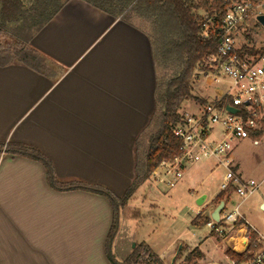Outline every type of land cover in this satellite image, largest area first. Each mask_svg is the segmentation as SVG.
Listing matches in <instances>:
<instances>
[{"label":"crops","instance_id":"1","mask_svg":"<svg viewBox=\"0 0 264 264\" xmlns=\"http://www.w3.org/2000/svg\"><path fill=\"white\" fill-rule=\"evenodd\" d=\"M140 20L114 17L85 0L66 2L30 41L45 59L42 68L0 64V142L38 148L61 181L124 195L163 107L157 89L164 69ZM232 157L242 177L263 179L264 131L239 141ZM257 192L264 211V185ZM113 219L105 196L57 190L40 161L0 153V264H112L106 244ZM118 234L119 228L112 247Z\"/></svg>","mask_w":264,"mask_h":264},{"label":"trees","instance_id":"2","mask_svg":"<svg viewBox=\"0 0 264 264\" xmlns=\"http://www.w3.org/2000/svg\"><path fill=\"white\" fill-rule=\"evenodd\" d=\"M69 0H0V35L11 27V40L0 43V64L22 62L35 69L42 68L45 59L31 46L33 36L43 28ZM114 17L127 18L134 14L151 25L156 64L168 68L173 64L181 67L179 74L163 78L157 89V104L162 111L153 121L156 132L149 139L144 161L136 158L135 177L121 197L110 190L81 181L59 180L52 162L36 147L28 144L0 142V153L6 151L40 161L45 166L51 186L57 190L80 189L105 196L114 209V219L107 237L106 250L112 264H136L140 251L134 249L125 260H119L112 252L113 240L117 234L120 210L127 204L137 187L148 181L152 171L163 159H170L178 153L179 140L172 130L181 119V106L185 100L194 99L193 79L201 62L215 52L220 44V23L225 13L224 0H85ZM202 11L203 13H199ZM205 15V16H203ZM210 17L215 27L210 35L203 36L204 19ZM13 24V25H9ZM13 26V27H12ZM259 132L258 135H261ZM231 194V189L218 194L220 200ZM200 220V221H199ZM209 217L200 213L194 220L195 226L207 223ZM142 246V245H141ZM140 246V247H141ZM254 250V248L252 247ZM192 253H198L195 249ZM230 258H243L228 250ZM161 264L159 259H155Z\"/></svg>","mask_w":264,"mask_h":264},{"label":"built area","instance_id":"3","mask_svg":"<svg viewBox=\"0 0 264 264\" xmlns=\"http://www.w3.org/2000/svg\"><path fill=\"white\" fill-rule=\"evenodd\" d=\"M225 13L220 23V44L217 50L203 59L196 75L212 81L219 76L228 82L224 93L219 89L213 102L205 101L198 112L183 110L173 128L179 140L178 153L163 159L148 180L174 188L182 180L188 166L214 160L223 167L220 190L231 189L242 200L252 196L264 185L261 180L244 178L234 170L232 152L242 140L264 131V38L258 41L253 31H264V0H224ZM215 27L212 18L203 22V36ZM231 105L239 111L226 110ZM228 196L220 213V221L211 218L207 227L223 238L228 250L243 256L230 258L231 264H264V234L251 226L238 203L228 208ZM254 248V250L252 249Z\"/></svg>","mask_w":264,"mask_h":264},{"label":"rangeland","instance_id":"4","mask_svg":"<svg viewBox=\"0 0 264 264\" xmlns=\"http://www.w3.org/2000/svg\"><path fill=\"white\" fill-rule=\"evenodd\" d=\"M138 24L153 34L149 23L140 20ZM11 31V27L4 29L0 35L1 45L12 42ZM252 37L258 41V38H264V31H253ZM163 69L166 80L179 74L181 67L178 64L171 65L169 78L167 68ZM193 80L194 99L182 103L183 109L190 112H198L205 101L213 102L219 89L225 93L229 85L219 76L207 81L205 77L196 75ZM153 121L145 136L146 146L138 151L140 162L144 161L149 139L156 132L152 128ZM217 164L214 160L191 164L174 188L151 180L142 182L120 210L119 234L112 247L116 258H120L118 254L124 256L123 253L136 248L140 251L136 264H157L155 259H159L161 264H172V257L182 245L174 264H231L223 238L208 228L206 223L200 226L193 224L200 213L209 217V213L220 202L216 195L220 191L225 169L217 167ZM204 194L207 195L206 200L198 205V198ZM258 198L259 193L255 192L242 204L241 210L253 225L264 230V211L261 206L259 208ZM230 200L228 208L240 203L242 198L231 193ZM195 249L198 253H192Z\"/></svg>","mask_w":264,"mask_h":264},{"label":"water","instance_id":"5","mask_svg":"<svg viewBox=\"0 0 264 264\" xmlns=\"http://www.w3.org/2000/svg\"><path fill=\"white\" fill-rule=\"evenodd\" d=\"M259 20L262 21L264 23V16H260ZM226 110L232 112V113H237L239 111V109L231 106V105H227L226 106ZM207 195L204 194L202 196H200L197 200L198 205H202L203 202L206 200ZM228 196H226L224 199L220 200V202L218 203V205L211 211V218L214 219L215 221L219 222L220 221V213L222 211V209L224 208L225 202L227 200ZM264 207V205H263ZM182 245L179 246V248L177 249V252L175 253V255L172 257V264H174V261L176 259V257L179 254V250L181 249Z\"/></svg>","mask_w":264,"mask_h":264}]
</instances>
